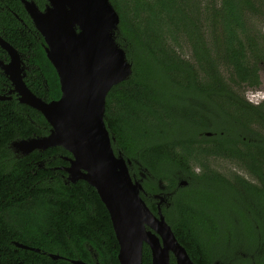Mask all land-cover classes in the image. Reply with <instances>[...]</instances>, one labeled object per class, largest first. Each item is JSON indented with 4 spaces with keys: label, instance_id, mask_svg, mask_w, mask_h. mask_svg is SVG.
Segmentation results:
<instances>
[{
    "label": "trees",
    "instance_id": "16d2710c",
    "mask_svg": "<svg viewBox=\"0 0 264 264\" xmlns=\"http://www.w3.org/2000/svg\"><path fill=\"white\" fill-rule=\"evenodd\" d=\"M219 1L216 8L218 0H211L208 43L196 0H111L120 16L116 40L133 74L109 91L105 123L115 152L142 180V198L157 215L156 196L164 197L166 221L197 264H264V102L254 104L240 91L260 86L264 52L250 39L256 52L249 55L243 35L245 12L260 14L264 0ZM0 6V35L28 56L27 85L46 101L60 98L44 38L21 0ZM12 12L33 31H21ZM180 36L189 40L194 62L170 43ZM7 55L0 47V58ZM2 79L0 70V92ZM50 130L40 111L17 99L0 101V264H120L98 192L84 180L66 183L71 153L57 146L17 156L10 148ZM232 172H247L256 183ZM143 264H150L147 246Z\"/></svg>",
    "mask_w": 264,
    "mask_h": 264
},
{
    "label": "water",
    "instance_id": "95a60500",
    "mask_svg": "<svg viewBox=\"0 0 264 264\" xmlns=\"http://www.w3.org/2000/svg\"><path fill=\"white\" fill-rule=\"evenodd\" d=\"M49 1L50 6L40 11L35 2L22 0L59 76V99L47 102L28 88L20 53L0 35V47L11 58L7 64L0 61V68L15 85L20 102L40 111L51 126L47 136L21 139L13 145L21 156L57 146L71 153L69 165L63 167L66 183L84 180L96 189L112 220L120 264H142L145 244L151 248L153 264H170V251L178 264H194L161 210L154 214L142 198V180L131 176V161L115 152L114 138L105 123L109 91L133 74L132 62L116 40L117 10L111 0ZM3 99L6 97L0 95ZM71 263L89 264L82 260Z\"/></svg>",
    "mask_w": 264,
    "mask_h": 264
},
{
    "label": "rangeland",
    "instance_id": "374dc122",
    "mask_svg": "<svg viewBox=\"0 0 264 264\" xmlns=\"http://www.w3.org/2000/svg\"><path fill=\"white\" fill-rule=\"evenodd\" d=\"M198 8H199V22H201V30L203 33L206 34L207 41L209 43V40L211 37V24H210V16L213 11L212 9V2L211 0H196ZM218 5H220V1L218 0V3L215 2L214 6L217 8ZM245 32L243 35V39L246 42L247 45V52L249 55L254 54L256 51H252L250 47H252L251 42H249L250 39H253L254 42L256 41V44L254 46H257V48L263 50L264 52V9L262 12L254 13V12H245ZM171 44L174 45V47L187 59L192 60L191 56V48L189 45V40L185 39L184 36H180L178 38V41L169 40ZM213 46V45H210ZM251 60V58H250ZM253 61V60H251ZM225 66H222V69L225 72L224 69ZM258 68H259V77H260V86L253 88V87H245L243 90H240L243 92L244 96L252 103L259 104L261 102H264V61L258 62ZM223 168H229L233 169L236 168V166L233 167H223ZM238 168V167H237ZM239 169V168H238ZM233 174L237 173L240 174L239 176H243L245 179L255 181V177L249 175L247 172H232ZM230 176V175H226ZM227 179L229 180V178ZM184 181V180H183ZM187 184V181H185ZM164 199V197H162Z\"/></svg>",
    "mask_w": 264,
    "mask_h": 264
},
{
    "label": "flooded vegetation",
    "instance_id": "af4514ba",
    "mask_svg": "<svg viewBox=\"0 0 264 264\" xmlns=\"http://www.w3.org/2000/svg\"><path fill=\"white\" fill-rule=\"evenodd\" d=\"M29 1H33V2H35L36 3V5L38 6V8L40 9V11H45L46 10V8L48 7V6H50V1L49 0H46V2L45 3H43V6H40L35 0H29ZM21 3H22V5H23V7L25 8V6H24V4H23V2H22V0H21ZM2 9V6H0V10ZM25 12L27 13V15L30 17V19H31V21H32V25L35 27V25H34V23H33V20H32V18H31V16L29 15V13L27 12V10L25 9ZM12 16H14V17H16L17 18V20L20 22V24L22 25V28H20L21 29V31H23V29L24 30H26L27 32H31V31H33L32 30V28L31 27H29L28 25H27V23L24 21V19L23 18H21V17H19V15H17L16 13H13L12 12ZM77 28V27H76ZM35 29L37 30V28L35 27ZM38 31V30H37ZM44 46H45V40H44ZM2 48V47H1ZM3 49V48H2ZM4 50V49H3ZM6 51V50H5ZM17 51L20 53V55H21V59H22V63H21V65H20V67H24V69H25V71H24V73L26 72V74H24V81H25V83L27 84V82H26V79L28 78V76H29V73H30V70H31V67H30V64H29V59H28V56H26L24 53H21L18 49H17ZM7 52V51H6ZM8 54V53H7ZM10 60H11V58H10V56H9V54L7 55V58H3V59H1L0 58V61H2V62H4V63H9L10 62ZM0 70H1V72H2V74H3V76H5L6 77V79H2V81L3 80H6V82H4V84H5V87H3L2 88V92H0V95H2V96H5L6 97V99H3V100H0V101H2V102H6V101H8V102H11V101H13V100H18L19 102H20V95H19V93L15 90V85L13 84V82H12V80H10V78L8 77V76H6L4 73H3V71H2V69L0 68ZM28 86V85H27ZM28 88H29V86H28ZM30 89V88H29ZM32 91V90H31ZM43 99V98H42ZM57 99H59V98H57ZM44 100V99H43ZM52 100H56V99H51V100H49V101H47V102H50V101H52ZM46 101V100H45ZM21 103V102H20ZM22 104H24V103H22ZM15 141H18V140H15ZM15 141H13L12 143H11V145H10V148L12 149V151L18 156H21L20 154L21 153H18L17 152V147L16 146H14L13 145V143L15 142ZM66 160L68 161V158H66ZM69 162V161H68ZM199 170V169H198ZM67 174V173H66ZM184 186H186V185H184ZM157 198H159V203H158V211H157V215H158V212H159V209L161 210V212H162V207H161V204L164 202V200L165 199H162V197L163 196H159V195H157L156 196ZM162 214H163V212H162ZM164 215V214H163ZM177 238V237H176ZM178 240V239H177ZM179 242V241H178ZM161 243H162V240H161ZM180 243V242H179ZM181 244V243H180ZM182 245V244H181ZM144 246H147L148 248H149V250H150V264H153V256H152V252H151V248L147 245V244H145ZM183 246V245H182ZM184 247V246H183ZM185 248V247H184ZM186 250V249H185ZM186 252H187V254L189 255V257H190V259H191V261L194 263V264H197L192 258H191V256H190V254H189V252L186 250ZM93 255V258L95 259L96 258V255L95 254H92ZM246 256H248V254L246 255ZM250 256L253 258V255L252 254H250ZM228 260V262L229 263H226V264H233V262L234 261H236V259H227ZM169 262H170V264H178V260H177V257H176V255H175V253L173 252V251H170V253H169ZM97 263V262H96ZM142 264H143V260H142ZM214 264H221V262L220 261H216V262H214ZM222 264H224V263H222Z\"/></svg>",
    "mask_w": 264,
    "mask_h": 264
}]
</instances>
